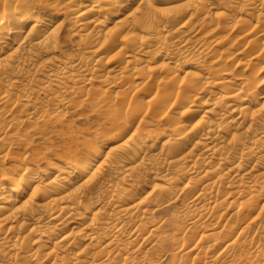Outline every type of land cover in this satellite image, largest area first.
Returning a JSON list of instances; mask_svg holds the SVG:
<instances>
[{"label":"bare ground","instance_id":"1","mask_svg":"<svg viewBox=\"0 0 264 264\" xmlns=\"http://www.w3.org/2000/svg\"><path fill=\"white\" fill-rule=\"evenodd\" d=\"M0 1V120L34 94L93 86L110 57L104 94L131 79L130 122L142 126L109 150L127 129L50 171L1 180L0 264H147L154 249H187L189 264H264V67L234 75L241 65L227 68L207 45L233 23L250 38L246 65L264 56V0H66L86 32L77 60L57 56L59 32L36 7L44 0ZM187 59L198 73L177 79ZM184 224L198 240L181 238ZM228 227L239 232L219 248Z\"/></svg>","mask_w":264,"mask_h":264},{"label":"rangeland","instance_id":"2","mask_svg":"<svg viewBox=\"0 0 264 264\" xmlns=\"http://www.w3.org/2000/svg\"><path fill=\"white\" fill-rule=\"evenodd\" d=\"M39 1L35 4L37 5ZM189 2L190 0H176L173 6H184L189 4ZM77 4L76 2L69 5L66 0H44L43 3L41 2L36 6L47 17L53 19L52 28H56L60 35L61 50L57 54L60 58L77 60L80 56L78 55L80 51L76 43L80 42L79 40L86 32L85 30H76L74 27L73 18L76 13L75 5ZM0 5H2L1 1ZM126 14L125 12L116 20L108 21L106 28L116 29L118 26L117 22L122 20ZM246 19L251 21L248 17ZM99 20L103 19L100 17ZM233 25L232 23L224 30L218 29L208 33L207 45L212 48L213 56L222 57L221 64L227 68H233L236 64L241 65L237 70H233L234 75L249 76L252 72H258L264 67V56L253 60L248 67L246 62L250 58L252 51L251 46H247L246 42L250 38L244 34L245 26L233 27ZM241 51L242 55H238ZM115 63H112L110 57H104L98 62V78L94 80L93 86L83 87L79 85L73 92L63 93L61 98H55L53 95H45L43 93L34 94L33 101L25 110L21 108L11 110V104L6 107V116L0 120L2 126L0 138V181L6 182L8 176L9 179L14 176L15 179L17 177L19 180L25 168L32 170L35 174L39 171H50L59 165L58 162L71 161L77 156H83L87 149L100 147L102 139H104L103 135L107 138L117 137L127 129L126 132L128 134L125 138L106 148V150H109L111 147L121 145L123 140L141 126V123L139 124L141 122L140 118L136 120L138 121L136 123H134L135 120L134 122L132 121L133 125L130 122L132 119L130 115L131 104L138 97L136 90L132 87L131 79L119 80L120 85L116 89L114 88L104 94L107 88L102 81L109 76V67ZM185 64L189 65L185 66L182 71H178L177 79L189 80L198 73V70L195 69L190 60H185ZM35 89L37 90V88ZM211 91L218 92L219 90L211 88ZM171 116L177 118V112L172 113ZM128 123H131V127ZM122 124H125L126 128ZM110 134L114 135L109 137ZM150 191L151 189L146 185L141 196L144 197ZM182 206L183 202L180 201L169 211L156 216V222H159L164 217L166 218V215H173ZM180 222L183 223L184 221ZM220 225H228L226 219L223 218ZM229 230L228 227L223 234L219 248L234 240L237 232H239V229ZM184 231L186 232L181 238L185 236V240L187 239L192 243L198 240L199 231L196 226L188 227L187 224H184ZM170 232L173 233L172 231ZM149 247L147 243L143 245L142 250L146 251ZM152 251L148 252L149 255H146L147 264L190 263L191 255L186 254L187 249L175 254L173 251L169 254L162 253V249H154ZM165 258L167 259L165 260Z\"/></svg>","mask_w":264,"mask_h":264}]
</instances>
